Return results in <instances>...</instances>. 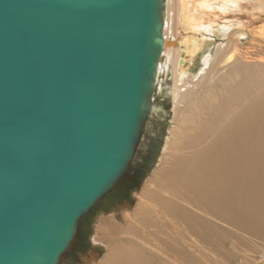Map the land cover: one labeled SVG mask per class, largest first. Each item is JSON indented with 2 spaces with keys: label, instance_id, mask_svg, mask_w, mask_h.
I'll return each instance as SVG.
<instances>
[{
  "label": "water",
  "instance_id": "95a60500",
  "mask_svg": "<svg viewBox=\"0 0 264 264\" xmlns=\"http://www.w3.org/2000/svg\"><path fill=\"white\" fill-rule=\"evenodd\" d=\"M167 0H0V264H59L127 172Z\"/></svg>",
  "mask_w": 264,
  "mask_h": 264
},
{
  "label": "bare ground",
  "instance_id": "6f19581e",
  "mask_svg": "<svg viewBox=\"0 0 264 264\" xmlns=\"http://www.w3.org/2000/svg\"><path fill=\"white\" fill-rule=\"evenodd\" d=\"M253 3L264 10V0H167L164 36L176 44L163 50L157 86L172 73L171 125L124 225L95 224L108 250L91 264H205L222 220L264 238V61L251 57L264 55V24H251Z\"/></svg>",
  "mask_w": 264,
  "mask_h": 264
},
{
  "label": "rangeland",
  "instance_id": "374dc122",
  "mask_svg": "<svg viewBox=\"0 0 264 264\" xmlns=\"http://www.w3.org/2000/svg\"><path fill=\"white\" fill-rule=\"evenodd\" d=\"M249 17L251 24H264V10L262 7L258 8L256 3L251 5ZM255 44L260 45L258 42ZM251 57L264 61V55H259L256 50ZM200 65L198 58L186 62V67H190L191 73L198 71ZM161 80L164 84L157 86L152 102L158 108L150 111L146 128L127 172L110 192L80 218L75 239L59 264H91L94 259L101 257L108 250L107 240H103L104 233H101L99 240L104 243H95V224L101 218L106 217L121 221L122 211L135 206V192L142 188L148 174L155 168L171 125L172 95L169 94V89L172 83V73H164L161 75ZM121 225H124V221H121ZM220 226L222 229L219 231V244L211 247L216 253H209L208 259L204 260L205 264H264V238L257 233L256 229L226 220H222ZM124 232L126 231L121 230L116 233L115 243L127 237L122 234Z\"/></svg>",
  "mask_w": 264,
  "mask_h": 264
},
{
  "label": "built area",
  "instance_id": "2783aa9c",
  "mask_svg": "<svg viewBox=\"0 0 264 264\" xmlns=\"http://www.w3.org/2000/svg\"><path fill=\"white\" fill-rule=\"evenodd\" d=\"M160 78H161V76H160Z\"/></svg>",
  "mask_w": 264,
  "mask_h": 264
}]
</instances>
